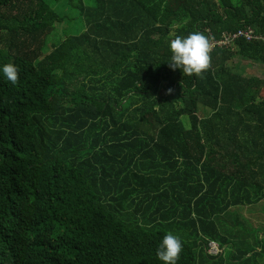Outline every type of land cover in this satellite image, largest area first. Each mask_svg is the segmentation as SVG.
<instances>
[{
	"label": "trees",
	"instance_id": "16d2710c",
	"mask_svg": "<svg viewBox=\"0 0 264 264\" xmlns=\"http://www.w3.org/2000/svg\"><path fill=\"white\" fill-rule=\"evenodd\" d=\"M78 8L84 31L45 53L63 17L45 0H0V264H163L168 232L178 264L216 257L211 242L230 243L219 217L264 200V79L229 65H264V40L216 46L202 77L169 67V43L264 38V0Z\"/></svg>",
	"mask_w": 264,
	"mask_h": 264
},
{
	"label": "rangeland",
	"instance_id": "374dc122",
	"mask_svg": "<svg viewBox=\"0 0 264 264\" xmlns=\"http://www.w3.org/2000/svg\"><path fill=\"white\" fill-rule=\"evenodd\" d=\"M64 21L57 24L46 40L45 53H49L54 45L60 44L68 36L77 35L84 31L85 24L80 17L78 5L93 6L94 0H45ZM234 72L246 77L257 76L264 79V65L243 57L234 58L230 63ZM211 110H200V116H207ZM185 127L191 126L188 116L181 118ZM221 229L229 244L217 242L224 252L210 258L202 251V263L199 264H264V200L251 205L234 207L228 214L220 216Z\"/></svg>",
	"mask_w": 264,
	"mask_h": 264
},
{
	"label": "clouds",
	"instance_id": "9594fccd",
	"mask_svg": "<svg viewBox=\"0 0 264 264\" xmlns=\"http://www.w3.org/2000/svg\"><path fill=\"white\" fill-rule=\"evenodd\" d=\"M169 48L172 55L168 63L173 71L181 69L184 76L202 77L211 68L212 39L201 31L191 32L186 37L177 35L170 41ZM2 71L11 84L19 82L20 70L15 64H5ZM173 92L174 89H167V94ZM182 251L181 238L168 232L158 246L156 255L163 264H178Z\"/></svg>",
	"mask_w": 264,
	"mask_h": 264
},
{
	"label": "built area",
	"instance_id": "2783aa9c",
	"mask_svg": "<svg viewBox=\"0 0 264 264\" xmlns=\"http://www.w3.org/2000/svg\"><path fill=\"white\" fill-rule=\"evenodd\" d=\"M244 38L247 41H251L257 38H261L264 40V38L259 37L256 35L255 30L252 28H245L235 33H226L224 37L221 40L213 41V49L216 46L221 47H234L236 45V42L239 39ZM209 252L213 256H217L223 253L221 246L217 242H211L209 246Z\"/></svg>",
	"mask_w": 264,
	"mask_h": 264
}]
</instances>
